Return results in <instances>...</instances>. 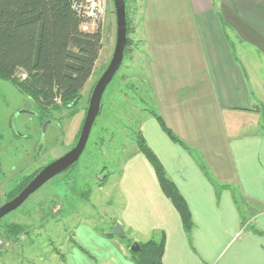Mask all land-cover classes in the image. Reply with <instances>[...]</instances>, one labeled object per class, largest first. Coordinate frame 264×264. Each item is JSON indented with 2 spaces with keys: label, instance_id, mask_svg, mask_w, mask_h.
<instances>
[{
  "label": "crops",
  "instance_id": "1",
  "mask_svg": "<svg viewBox=\"0 0 264 264\" xmlns=\"http://www.w3.org/2000/svg\"><path fill=\"white\" fill-rule=\"evenodd\" d=\"M130 8L135 73L152 106L139 129L186 199L193 231L137 148L123 160L121 217L107 229L66 228L49 264H137L132 243L162 233L163 264H264V0H132ZM118 222L124 237L110 233ZM15 262L0 254V264Z\"/></svg>",
  "mask_w": 264,
  "mask_h": 264
},
{
  "label": "rangeland",
  "instance_id": "2",
  "mask_svg": "<svg viewBox=\"0 0 264 264\" xmlns=\"http://www.w3.org/2000/svg\"><path fill=\"white\" fill-rule=\"evenodd\" d=\"M131 3L132 0H129V7ZM101 25L103 47L94 73L82 91V99L75 107L55 112L43 125L25 113L32 108L31 100L20 93L12 82L0 79V95H4L9 102L4 109L0 107L1 166L7 165L9 155L17 164L19 178L35 167L64 155L73 147L74 136L81 128L89 106L92 87L108 66L115 49L117 21L112 0H107V12ZM131 40L121 67L105 89L101 111L79 160L45 182L0 221V240L3 241L0 243V254L18 256V263L8 264H27L29 256H39L38 264H49L47 257L53 254L55 247H61L66 228L73 229L88 223L107 229L121 217L125 205L119 188L123 160L126 154L138 148L135 137L140 121L148 115L147 109L152 107L146 94L143 95L145 89L142 90L143 86L139 83L140 75L135 73L137 68L134 65L138 64L134 61L135 46L138 44L134 42L135 38ZM13 134H17L14 135L17 141L11 142L8 136ZM25 135H31L30 139L21 138ZM19 178L8 184V179H0V204L4 201L1 188L7 189ZM16 223L24 226L25 233L19 235V241L12 242L6 229L9 224ZM31 239H36L40 245L36 251L27 245ZM19 243L20 246L17 245Z\"/></svg>",
  "mask_w": 264,
  "mask_h": 264
},
{
  "label": "trees",
  "instance_id": "3",
  "mask_svg": "<svg viewBox=\"0 0 264 264\" xmlns=\"http://www.w3.org/2000/svg\"><path fill=\"white\" fill-rule=\"evenodd\" d=\"M81 2L84 0H0V79L12 82L20 93L42 109L62 111L77 106L86 83L94 73L103 47V29L102 25L94 30L82 29L85 17L75 7ZM112 2L115 12L114 0ZM126 5L128 44L124 58L132 43L129 37V0H126ZM130 85L132 88L133 85ZM150 113L174 142L189 149L165 124L157 110L152 109ZM85 116L73 145L80 136ZM135 140L138 150L154 167L163 192L180 213L185 230L191 237L194 222L186 199L168 176L140 129ZM28 181L29 178L21 181L19 191ZM24 230V226L18 223L9 224L6 234L18 240L19 235L25 233ZM165 241L162 233L159 238L139 243L141 250L132 252L136 263L163 264Z\"/></svg>",
  "mask_w": 264,
  "mask_h": 264
},
{
  "label": "water",
  "instance_id": "4",
  "mask_svg": "<svg viewBox=\"0 0 264 264\" xmlns=\"http://www.w3.org/2000/svg\"><path fill=\"white\" fill-rule=\"evenodd\" d=\"M114 6L117 21L115 49L108 66L106 67L92 90L89 100V106L77 143L67 153L43 167L34 176V178L19 192L18 195L5 202L0 207V218L5 216L7 213L17 209L24 201L27 200V198L32 193H34L52 177L64 172L65 170L73 166L79 160L80 156L85 150L92 127L101 110L102 98L105 89L119 70L124 59L125 48L128 44L126 0H114ZM44 129L46 130V125H44ZM110 233L122 237L126 236L123 225L120 222L115 224ZM131 250L133 252L140 251V244L138 242L132 243Z\"/></svg>",
  "mask_w": 264,
  "mask_h": 264
},
{
  "label": "flooded vegetation",
  "instance_id": "5",
  "mask_svg": "<svg viewBox=\"0 0 264 264\" xmlns=\"http://www.w3.org/2000/svg\"><path fill=\"white\" fill-rule=\"evenodd\" d=\"M30 99V98H29ZM31 100V99H30ZM32 102V108H28L27 110H25V113L27 112L29 114V116H31V119H37L39 121H41V124L43 125L45 121H47L48 119L52 118L53 115H55V112H61V111H58V110H54V109H50V108H47V109H42L41 107L38 106V104H36L33 100H31ZM8 100L5 98L4 95H0V107L4 109V105L8 104ZM0 115L2 116V113H0ZM44 128V127H43ZM46 130L44 129V132ZM14 135H17V134H13V135H9L8 138H9V141H17V138L14 136ZM76 136V134H75ZM75 136H74V139H75ZM28 137H31V135H25L21 138H27V139H30ZM78 141V140H77ZM27 142V140H26ZM77 143V142H76ZM39 144V143H38ZM37 144V146H38ZM72 146H74L72 144ZM37 148V147H36ZM38 149V148H37ZM39 150V149H38ZM59 158V157H58ZM1 159H2V154H0V174L2 175L1 176V180L4 181V179H8L6 181V184H8L10 181L16 179V178H19V170L18 168L16 167V163L14 161L11 160L10 156L7 155V165L5 166H1ZM57 159V158H56ZM53 160H55V158H53L50 162H52ZM48 162V164L50 163ZM47 165V164H46ZM46 165H41L40 167H35L31 172H28L26 174H23L16 182H13L11 183L12 185L9 186L7 189L4 190V188H1V190H3L2 192V199H4V201L0 204V207L7 201L11 200L13 197H15L16 195L19 194V188H20V183L21 181L23 180H26L29 178V181L28 183L34 178V176L43 168L45 167ZM30 167V166H29ZM18 170V172H17ZM24 176V177H23ZM27 183V184H28ZM26 186V185H25ZM24 186V187H25ZM23 187V188H24ZM11 194V197L9 196ZM1 201V199H0ZM14 211V210H13ZM12 212V211H11ZM9 212V213H11ZM7 213V214H9ZM6 214V215H7ZM5 215V216H6ZM4 217V216H3ZM0 218V221L3 219ZM14 240V239H12Z\"/></svg>",
  "mask_w": 264,
  "mask_h": 264
},
{
  "label": "built area",
  "instance_id": "6",
  "mask_svg": "<svg viewBox=\"0 0 264 264\" xmlns=\"http://www.w3.org/2000/svg\"><path fill=\"white\" fill-rule=\"evenodd\" d=\"M76 8L80 9L85 17L82 25L84 31L97 29L104 20L107 12V0H84L77 3ZM10 240L14 242L15 240ZM3 241L0 240V243Z\"/></svg>",
  "mask_w": 264,
  "mask_h": 264
}]
</instances>
